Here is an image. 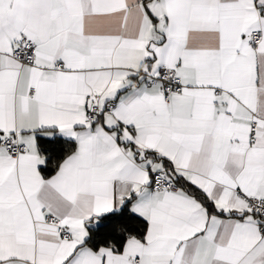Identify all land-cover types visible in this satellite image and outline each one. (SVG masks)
<instances>
[{"label": "snow or ice", "instance_id": "snow-or-ice-1", "mask_svg": "<svg viewBox=\"0 0 264 264\" xmlns=\"http://www.w3.org/2000/svg\"><path fill=\"white\" fill-rule=\"evenodd\" d=\"M0 264H264V0H0Z\"/></svg>", "mask_w": 264, "mask_h": 264}]
</instances>
